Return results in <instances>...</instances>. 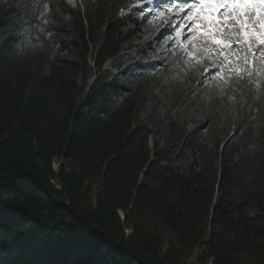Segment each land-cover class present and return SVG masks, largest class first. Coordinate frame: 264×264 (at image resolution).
<instances>
[{
  "label": "trees",
  "instance_id": "16d2710c",
  "mask_svg": "<svg viewBox=\"0 0 264 264\" xmlns=\"http://www.w3.org/2000/svg\"><path fill=\"white\" fill-rule=\"evenodd\" d=\"M131 1L53 5L45 32L64 58L21 51V12L0 4V264H264V142L252 146L251 121L264 129V96L219 165L175 171L123 81L158 65L136 45ZM90 62L97 77L82 85Z\"/></svg>",
  "mask_w": 264,
  "mask_h": 264
},
{
  "label": "rangeland",
  "instance_id": "374dc122",
  "mask_svg": "<svg viewBox=\"0 0 264 264\" xmlns=\"http://www.w3.org/2000/svg\"><path fill=\"white\" fill-rule=\"evenodd\" d=\"M68 2L75 5V0ZM57 3L59 0H0V4L14 6L21 12V23L26 25L18 43L21 51L33 54L48 50L52 58H64L58 53V45L45 32L46 25L51 21L49 8ZM135 15L142 21V41L136 45L140 42L149 44L155 50L151 58L158 65L147 73L143 81L137 80L135 84L127 78L123 81L137 87L140 99L138 122L152 131L149 146L158 143L160 147L169 148L174 153L171 167L175 171L199 170L205 164L219 165L218 153L221 154L225 144L231 145L235 140L234 133L242 118L257 113L251 106L264 96V52L260 51L263 55L257 59L232 53L230 59L222 63V68L218 64L221 58L216 59L217 54H207L206 49L202 50L196 45L200 55L195 60L206 65L205 71L213 69L215 64L216 68L226 72L224 86L214 71L211 82L216 84L210 90L207 81L200 88L197 86L203 76L202 69L191 74L192 69H188L191 68L192 61L188 57L191 55L182 52L179 47L178 51L173 49L175 43L170 44L173 41L169 32L171 23H150L151 19L139 11H135ZM148 23L151 27H147ZM163 30L168 31L164 38L161 35ZM188 49L196 52L192 43H189ZM125 54L129 55L125 60L127 68H137L142 58L135 48H127ZM230 62L236 63L230 69L231 73L228 71ZM92 64L90 62V67L79 74L80 84L93 82L97 77L91 69ZM188 71L192 76L188 75ZM218 84L221 85L220 89L216 88ZM246 92L256 96L254 102L246 100ZM255 117L251 120L255 128L252 146L264 142V129L257 115Z\"/></svg>",
  "mask_w": 264,
  "mask_h": 264
},
{
  "label": "snow or ice",
  "instance_id": "6c2138e0",
  "mask_svg": "<svg viewBox=\"0 0 264 264\" xmlns=\"http://www.w3.org/2000/svg\"><path fill=\"white\" fill-rule=\"evenodd\" d=\"M187 10L190 27L200 30L203 26V34L210 36L216 45L232 48L228 41L216 38L217 32L223 33L232 22L239 25L244 39L254 36L264 46V0H193ZM251 13L255 16H250Z\"/></svg>",
  "mask_w": 264,
  "mask_h": 264
},
{
  "label": "bare ground",
  "instance_id": "6f19581e",
  "mask_svg": "<svg viewBox=\"0 0 264 264\" xmlns=\"http://www.w3.org/2000/svg\"><path fill=\"white\" fill-rule=\"evenodd\" d=\"M188 14V12L186 11L185 13H182V15H180L179 16V18H181V17H183V16H186ZM175 17V16H174ZM174 17H170V16H168L165 20H163V21H165V22H167V23H172L173 22V19H174ZM162 21V22H163ZM228 27H226V29H227ZM226 29H225V31H226ZM167 34H168V31L167 30H163L162 31V33H161V35L163 36V38L164 37H166L167 36ZM225 36H228L227 35V33L225 34ZM173 43L174 42H172V43H170L171 45H173ZM183 51L182 52H186V50H184V49H182ZM192 51H194V50H192ZM257 51V50H256ZM195 52V51H194ZM217 49H216V47H214L213 49H212V53L213 54H217ZM187 53V52H186ZM186 53H184L185 54V56H186ZM196 53V52H195ZM255 53V52H254ZM261 55H263L261 52H260V50H258L257 51V53L255 54V55H251V56H253L255 59H257V57L258 56H261ZM190 59H191V61H192V63H191V68H188V69H192V73L191 74H195L198 70H201L202 69V71H201V73L203 74V76H202V79H201V82H199V84H198V86L197 87H200V88H203V84H204V82H207V81H209V85H208V89H210L211 90V86H214L216 83H213L212 84V82H211V79L213 78V72L211 71V70H208V71H205L206 70V65H204V63H198L196 60H195V57H189ZM218 64H220L221 66H222V59H220L219 61H218ZM236 63H233L232 65H235ZM221 66H219V67H221ZM216 68V67H215ZM187 69V68H186ZM187 69V70H188ZM216 69H218V70H220V68H216ZM190 73V71H188V75H190V76H192L191 74H189ZM205 78H206V80H205ZM226 80H224L223 82H221V84H222V86H224V82H225ZM220 84H218L217 86H216V88L217 89H220Z\"/></svg>",
  "mask_w": 264,
  "mask_h": 264
}]
</instances>
